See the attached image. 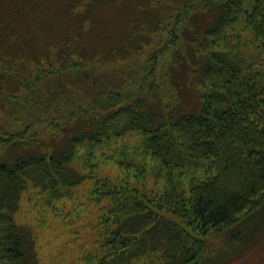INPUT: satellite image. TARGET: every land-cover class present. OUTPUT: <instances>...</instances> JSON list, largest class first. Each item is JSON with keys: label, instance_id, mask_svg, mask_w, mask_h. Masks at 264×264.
<instances>
[{"label": "trees", "instance_id": "trees-1", "mask_svg": "<svg viewBox=\"0 0 264 264\" xmlns=\"http://www.w3.org/2000/svg\"><path fill=\"white\" fill-rule=\"evenodd\" d=\"M6 1L0 264H40L27 195L53 206L89 183L98 247L81 264H199L264 204V0H69L75 31L46 45L12 33L42 0ZM105 1L136 15L96 50Z\"/></svg>", "mask_w": 264, "mask_h": 264}, {"label": "rangeland", "instance_id": "rangeland-1", "mask_svg": "<svg viewBox=\"0 0 264 264\" xmlns=\"http://www.w3.org/2000/svg\"><path fill=\"white\" fill-rule=\"evenodd\" d=\"M68 3L69 0H42L36 12L23 11L14 21L12 33L16 31L38 45H46L48 40L61 41L77 26L66 15ZM8 6V1L3 0V10ZM94 7V24L85 40L96 44V50H102L117 38H124L128 18L136 15V10L129 1H105ZM100 169L116 171L113 164L103 163ZM88 184L78 186L73 197L55 202L54 207L42 200L31 203L34 197L29 201V195L22 200L17 220L33 228L40 264H81L82 255L98 247L99 207L86 193ZM224 232L210 239L214 251L199 264H264V204Z\"/></svg>", "mask_w": 264, "mask_h": 264}]
</instances>
